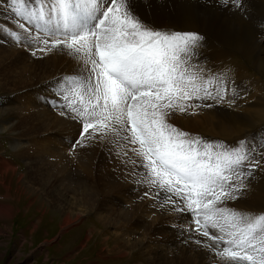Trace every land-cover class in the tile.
Listing matches in <instances>:
<instances>
[{
    "label": "snow or ice",
    "instance_id": "6c2138e0",
    "mask_svg": "<svg viewBox=\"0 0 264 264\" xmlns=\"http://www.w3.org/2000/svg\"><path fill=\"white\" fill-rule=\"evenodd\" d=\"M231 4L243 6L242 0ZM0 7L15 22L0 32L33 57L58 51L83 61L82 73L62 78L56 95L63 103L50 101L62 117L82 125L75 145L85 146V134L123 133L144 162L137 183L194 222L209 242L205 248L233 264H264V210L242 214L226 206L240 198L246 178L264 168V138L226 145L170 122L177 111L235 102V89L226 101L224 75L206 77L198 67L202 36L156 29L135 0H0Z\"/></svg>",
    "mask_w": 264,
    "mask_h": 264
},
{
    "label": "rangeland",
    "instance_id": "374dc122",
    "mask_svg": "<svg viewBox=\"0 0 264 264\" xmlns=\"http://www.w3.org/2000/svg\"><path fill=\"white\" fill-rule=\"evenodd\" d=\"M203 1L206 0H190L189 2L192 4V8L200 11L204 7ZM260 1L254 0L251 3L262 5ZM262 3V8H264V0ZM207 4L206 12L208 13L210 9L208 15L213 16L218 21L222 20L218 30L225 31L227 27L225 29L223 24L226 23L228 26L227 22L232 21L234 16V13L231 12V7H234L231 0H229L227 6H224L225 0H214V5L208 2ZM242 5V8H233L235 13L243 12V18L246 17L245 20H247V22L244 20L243 23L245 28L243 25L238 27L245 36L239 47L246 50L249 43L254 41L257 44L259 43L260 46V50L252 53L250 59L244 57L243 53L240 52L243 51L242 49H239L240 51L235 50L236 52L227 51L229 47L222 44L219 37L218 40L210 38L209 30L211 26L205 27V25H211V21L207 23L203 21L204 26L191 30L188 24L178 27V25L169 23V26H167L152 21L151 15L139 12L144 16V20L155 26L156 29L198 33L203 37L202 47L198 50L200 51L199 66L207 65V69L204 71L206 77L217 74L224 75L228 87L226 101L233 98V89H235V102L232 104L227 102L215 104L211 108L190 109L187 113L177 111L170 122L194 137L207 141H219L226 145H234L245 137L257 142L264 138V29L247 16L244 8L248 5V2L242 0ZM141 8L143 11L151 13V8L146 2L138 4V9ZM149 17L151 18L150 21L148 20ZM3 27H5V23L0 17V28ZM228 30H234V27L232 26ZM3 37H6V41L10 40L3 32H0V48L4 50ZM17 47L27 53L21 56L23 60H17L14 63L8 62L0 49V110L4 107L11 109L21 107L22 105L17 101V98L25 94H31L32 101L36 96H39V102L47 106L46 109L53 113L55 107H52L49 102L55 99L57 103H63L60 97L56 95L57 89L62 83V78L70 74L82 73L83 61L75 56L69 58L58 51L47 54L38 53L37 57H33L29 49L20 45H17ZM230 49L234 50V48ZM223 50H225L224 55L215 60V53ZM29 57L35 59L34 63L37 59H40V62H50V64L57 66L68 65L67 68L61 70L57 68L52 73L46 70V74L33 73L35 70L30 71V77L26 78L28 79L27 85L34 88L23 92V89L26 90L23 85V81H26V79H22L20 73H22L24 67L32 69L40 67L37 64H29ZM56 73L58 74L55 77ZM48 76H51V82L41 84ZM68 83L70 85L71 81ZM56 109L59 110L57 107ZM1 114L0 170L3 168L1 163L5 161L12 164V168L16 170L3 177L2 171H0V211L5 210L4 213H0V264H233L226 258L217 256L215 249L203 246L204 243L209 242L195 231L196 226L193 222H190L185 216L181 217V215L171 211L173 207L171 201L156 203L155 205L156 199L151 202L150 198L147 197L149 198L147 201L150 202L145 207L153 208L149 213L136 214L134 220L137 224L134 221L128 223L126 217L125 220L120 218V215L125 213L127 209L130 210L131 203L128 202V198L134 200V193L138 190L136 186H140L137 181L143 179L146 172L142 167L143 159L141 160L140 169L130 176L127 175L130 180H133V182L128 181L129 186L127 189L124 185L117 184L105 188L116 181L115 174L101 171L105 172L106 175L102 178L98 172L102 166H112V163L106 157L103 158L108 155L109 148H112V146H106L105 143L101 142L98 144L99 146L92 144L97 148L100 147L101 150H103L102 148L105 150L104 153L102 151L97 152L96 161L94 163L92 161L93 164L90 166L93 174H89L83 168H77L78 160L76 156L82 152L79 157L82 160H87L85 152L82 151V148L79 151V146L75 144L70 145V147L67 144L65 146L66 151L72 150L70 151V161L72 158L74 161L71 162V172L74 171L77 175L80 173L79 176L82 182L87 181L90 189L94 188L98 192L96 198L91 197L89 191L84 195L83 192L77 190L71 193L66 187H61L62 179H60V175L54 178L51 166L48 171L51 162L45 161L42 164L39 162L36 164L32 158L26 159L16 155L22 145L32 143L33 138L36 136L34 126L37 122L31 125L33 127L32 132V130L25 129L19 123L20 117L22 118L23 115H18L15 111H2ZM204 119L211 120L213 125H209L210 127L207 124L204 125ZM259 119H262V121H259ZM254 121H259V123L254 124ZM179 122L184 123L185 126L180 125ZM219 122H234V125H231L240 126V128H244L250 122H252V125L248 129L246 128L247 131L240 136L223 138L215 131L211 132L209 130H217L218 128L215 125ZM189 125L203 126H200V129L196 131L193 126L187 127ZM70 129L75 130L73 127ZM112 132L109 130L105 133V137L116 140L118 145L123 146L125 144V148L130 146V143L123 140V133L117 135L114 132L112 136ZM101 138L104 137L96 135L91 140ZM16 144H21L17 150H15ZM75 150L79 152H75ZM78 169H80L79 172ZM88 174L91 176L90 178H88ZM108 174L110 177H107ZM19 178L22 181L18 184ZM134 180H137L136 186ZM131 188H134V193ZM22 191L34 193L30 195L32 197L28 198V195ZM252 192L253 190H249V186L244 187L240 192V198L228 201L226 206L233 210H239L242 214L261 212L262 210L259 209L248 208L242 202L243 200L247 201V195ZM137 201L136 198L134 203H137ZM177 203L179 202L177 201ZM67 217L72 221L65 225L64 221ZM181 232H183V235H181ZM195 240H201L203 243L200 245L202 246L200 247V245L194 243ZM192 245L198 246V250L196 249V252H194V249L189 248L190 253H188L187 246L191 247Z\"/></svg>",
    "mask_w": 264,
    "mask_h": 264
},
{
    "label": "bare ground",
    "instance_id": "6f19581e",
    "mask_svg": "<svg viewBox=\"0 0 264 264\" xmlns=\"http://www.w3.org/2000/svg\"><path fill=\"white\" fill-rule=\"evenodd\" d=\"M189 1H183V0H135V6H136V10L138 11V13L142 12V13L149 14V15H151L152 21L159 22L160 24L167 25V26H169V23L172 25H178V27H182V25L188 24L189 29L191 28V30H194V29L199 28L200 26H204L202 23L203 21H206V23L208 21H211V25H205V27L211 26V29L209 30V37L210 38L218 40V37H219L221 39V43L225 44L229 47V49L227 51L236 52L235 50L238 51L239 49H242L239 46L244 41L245 36L243 35V32H241V30L238 27H239V25H243V27L245 28L243 23L245 21L247 22V20H245L246 17L243 18V15H242L243 12L242 13L241 12L235 13L233 10L234 7L233 8L231 7V12L234 13L232 21L227 22L228 26L226 25V23H224L223 25H224L225 29H226V27H227V29L225 31H220L218 29H220V25H221L222 20L218 21L213 16L208 15V13H210V9L208 10V13L206 12L207 11V5H208L207 2L210 3L211 5H214V0L203 1L204 7L202 9H200V11L195 10V8H192L191 7L192 4ZM246 1L248 2V5L244 9L247 13V16H249L251 20H253L256 24H259L260 27H262L264 29V8H262V5H263L262 1L263 0L260 1V3L262 5H259L256 3H251L254 0H246ZM140 2H146V4L151 8V13L143 11L142 8L138 9V4ZM140 15L144 19V16L142 14H140ZM0 17L3 19L5 26H12V27L15 26V22L12 19V14L10 11L5 12L4 9L2 7H0ZM151 18L149 17L148 20L150 21ZM232 26L234 27V30H228ZM227 30H228V32H227ZM219 32L221 34H218ZM260 34H261V32H260ZM220 36H222V37H220ZM3 40H4V50L2 48H0V49H1V52H3L5 59L10 63H14L17 60H23V58L21 56H24L23 54L24 53L26 54L27 52L22 51L19 47H17V44L12 43L11 41H6V37H3ZM235 43H237V44H235ZM230 48H234V50H231ZM242 50L243 51H240V50L239 51L243 53L244 57L246 56L245 58L250 59L252 53H255L258 50H260V46H259V43L257 44L254 41L253 43H249V47L246 50H244V49H242ZM224 51L225 50L220 51V52L217 51L215 53L216 54L215 60L217 58H220V56H223ZM199 54H200V51H199ZM25 58H27V57H25ZM2 59L5 61L4 58H2ZM34 60L35 59H32L31 57H29L28 63L31 65L37 64L40 67L32 69L30 67L25 66L24 69L22 70V73H20L22 75V79H26V78L30 77L29 72L32 70H35V71H33V73L46 74L45 73L46 70L47 71L49 70L52 73L57 68L59 70H61V69L67 68V65H68V64H66L63 66H57L54 64H50V62H40V59H37L34 63ZM192 63L195 64L197 62H196V60H194V61H192ZM198 67L204 69V71L207 69V65H201V66L198 65ZM57 74L58 73L55 74V77L57 76ZM51 80H52L51 76H48L44 80V82H42L41 84L49 83V82H51ZM27 83H28V79H26V81H23V85H24V87H26V90L21 88V89H23L22 90L23 92L27 91V90H31L34 88V87H29L27 85ZM22 91H20V92H22ZM54 92H55V88H54ZM30 97H31V94H25L24 96L17 98V101L22 105L21 107H18L15 109L4 107L3 109H1L3 112L15 111V112H17L18 115H21V116L23 115L22 118L20 117L21 120L19 123H21V125H23V127L25 129L32 130L33 127H31V125L33 123L37 122V124L35 123L36 125L34 126V129H35L34 132H36V136L33 138L32 143L27 144V145H22V147L20 149H18V148H19V145H21V144H16L17 147L15 150H17V149L19 150V151H17L18 153H16V155L21 156V157L26 158V159L32 158V159H34L33 161L36 164L38 162L40 164H42L45 161H48L49 163L51 162L49 165L48 171H49L50 166H51V168L53 169V172H54V176H55L54 178H56L58 175H60L59 177H61L60 179H62L61 180L62 181L61 187H63V188L66 187L67 190H69L71 193L75 192L76 190L78 192H83L82 193L83 195L86 194L87 191H89L90 196L93 198H96L98 192H96L94 190V188L90 189V187L87 185V181L82 182V179L79 176L80 173L77 175L74 171H73L74 173L71 172V168H72L71 162H74L72 160L73 158L70 161V156H71L70 151H72V150L66 151V148H65V146H67V144H69V147H70V145L72 146V144H74V140L77 139L78 131L81 130L82 125H76L77 124L76 121H73V120L69 121V118L62 117L60 115L59 110H57L56 107H55L53 113L50 110L46 109L47 106H45L39 102V96H36V98L33 101H32V98H30ZM209 102L210 101L205 102V103H209ZM52 107H54V106L52 105ZM1 110H0V115H2ZM259 121H262V119H259ZM259 121H254L255 122L254 124H258ZM179 124L185 126V124L182 122H179ZM203 124L204 125L207 124L208 126L213 125L211 120H206V119H204ZM231 124L234 125V122H231V123L219 122L215 125V127L218 128L217 130H212V129H209V130L211 132L215 131L218 135H221V137H223V138H230V137L235 136V135L240 136V135H242V133L244 134V132L247 131V129L252 125V122L247 123L244 126L245 129L240 128V126H238V127L232 126ZM191 126H193V128L196 131H198L200 129V126H203V125H196V126L189 125L187 127H191ZM71 127H73L75 130L72 131L70 129ZM12 130H13V128H12ZM32 132H33V130H32ZM70 133L72 134V136ZM113 134H114V132H112V136H113ZM96 135L97 136H99V135L103 136L104 138L91 140L93 137H96ZM200 135H204V134H200ZM70 141H71V143H69ZM100 142L105 143L106 146L107 145H109V147H110V145L112 146V148L111 147L109 148L108 155L103 157V158L106 157L109 160V162L112 163V166L100 167L99 171H98L100 173L99 176L102 178L106 177L105 172H101V171H108L109 174H111V173L115 174L114 178H116V181L114 184H109L105 188H110L112 185L117 184L120 186L124 185V187L127 189L129 186V182H133V180H130V178L127 175L130 176V175L136 173L142 165V163H141L142 157L138 156L136 151H134V149L138 148V145H132L130 142L127 141L128 143H130L129 144L130 146L125 148V146H124L125 144L123 146L120 144L118 145L116 140L107 139L105 137V133H101V132L92 133L91 138H89L88 135L85 134V139L83 141V144L85 146L84 147L79 146L78 150L80 151V149L82 148V151L85 152V154L87 155V160H82L81 157H79L82 152L79 153V155L76 156V159L78 160L77 161L78 162L77 168H81V169L83 168L89 174H93L92 173L93 171L91 172L92 169L90 168V166H91V164H93L96 161V158L98 156V155H96L97 152L102 151V153H104L105 149L102 148L103 150H101L100 147L97 148L92 144L98 145V144H100ZM78 150H75V152H77ZM83 155H84V153H83ZM92 161H93V163H92ZM1 164L3 167L0 170V171H2L1 172L2 177L4 175H8L9 173H11V171L13 172L14 170H16V169L12 168V166H11L12 164L7 163L6 161L2 162ZM31 168L33 169L34 167H31ZM79 170L80 169H78V172H79ZM75 174H76V176H75ZM89 174H88V178L91 177ZM109 174L107 177H110ZM21 181H22V179L19 178L18 184ZM136 181L137 180H134L135 186L137 184ZM26 186H27V184H26ZM54 186H55V184H54ZM247 186H249V190H253V192L250 193L249 195H247L248 200L247 201L243 200L242 201L243 204L247 205V207L251 208V209L264 210V168L258 169L257 172L253 173V175L251 177L246 178L245 187H247ZM136 188H138V190H136L135 193H134V188H131V190L134 193V197H135L134 200L136 198L138 199L137 203H134V200H129V198H128V202L131 203V206H129L130 210L127 209V211L125 213L120 215V218H123L124 220L126 217V220L128 223L133 222V221L136 223V220H134L135 219L134 216L136 214H138V213H149L150 210L153 208V207L146 208L145 206H148L149 202L150 201L152 202L155 199V196H154L155 190L153 188L149 187L146 183H143V184L141 183L140 186L139 187L136 186ZM20 190H23V189H20ZM138 191H139V193H137ZM146 191L149 193V196L152 197V198H150V201H147V199H149L147 197H149V196L143 195V193ZM22 192L24 194L28 195L27 196L28 198L32 197L30 195H32L34 193L33 191H32L33 193L25 192V191H22ZM152 193H153V195H152ZM34 195H36V194H34ZM34 197L37 198L36 196H34ZM37 200H38V198H37ZM156 203L160 204V203H162V201L161 200H155V205H156ZM4 211L5 210H1L0 213H4ZM181 217H183V215H181ZM71 221L72 220L69 217H67V218H65L64 224L65 225L69 224V223H71ZM201 246L202 245H200V247ZM187 248H188V253H190L189 248L194 249L193 250L194 252H196L195 251L196 249L198 250V246H196V245H192L191 247L187 246ZM208 256H210V255H208Z\"/></svg>",
    "mask_w": 264,
    "mask_h": 264
}]
</instances>
